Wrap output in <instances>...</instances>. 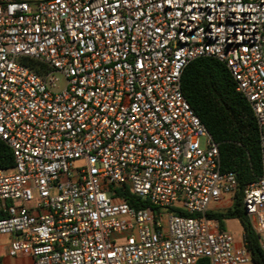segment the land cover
Masks as SVG:
<instances>
[{
	"label": "built area",
	"instance_id": "built-area-1",
	"mask_svg": "<svg viewBox=\"0 0 264 264\" xmlns=\"http://www.w3.org/2000/svg\"><path fill=\"white\" fill-rule=\"evenodd\" d=\"M202 57L225 64L257 123L261 173L241 201L264 255V0H0L9 257L254 264L206 215L238 186L181 91Z\"/></svg>",
	"mask_w": 264,
	"mask_h": 264
},
{
	"label": "trees",
	"instance_id": "trees-1",
	"mask_svg": "<svg viewBox=\"0 0 264 264\" xmlns=\"http://www.w3.org/2000/svg\"><path fill=\"white\" fill-rule=\"evenodd\" d=\"M181 91L207 132L218 146L222 172H234L238 190L231 207L207 212V217L219 223L237 219L245 237L246 249L254 264H264L259 235L253 230L242 208V189L261 173L259 134L253 112L246 99L236 91L225 64L211 57L197 58L183 70ZM14 166L11 148L0 138V169ZM124 199L131 206L146 207L131 194Z\"/></svg>",
	"mask_w": 264,
	"mask_h": 264
},
{
	"label": "crops",
	"instance_id": "crops-1",
	"mask_svg": "<svg viewBox=\"0 0 264 264\" xmlns=\"http://www.w3.org/2000/svg\"><path fill=\"white\" fill-rule=\"evenodd\" d=\"M218 207L219 206L212 205L211 206L212 212H215V209L220 211ZM225 229L227 228L225 227ZM8 243H9V238L7 236L0 237V264H33V259L29 256L19 255L15 257H9L7 255Z\"/></svg>",
	"mask_w": 264,
	"mask_h": 264
},
{
	"label": "rangeland",
	"instance_id": "rangeland-1",
	"mask_svg": "<svg viewBox=\"0 0 264 264\" xmlns=\"http://www.w3.org/2000/svg\"><path fill=\"white\" fill-rule=\"evenodd\" d=\"M58 85L59 86L63 85L61 78L58 79ZM231 206L232 205H230V207ZM218 208L220 211H222V210L228 209L229 207H218ZM215 211H218V210L215 209ZM224 224H225V227L227 228V230L231 233L234 241L236 243H240L242 240L243 232H242V229H241V226H240L238 220L237 219L227 220L224 222ZM260 240L262 243H264V234L260 235Z\"/></svg>",
	"mask_w": 264,
	"mask_h": 264
}]
</instances>
